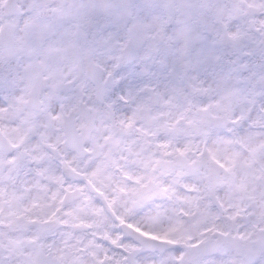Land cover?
<instances>
[{
	"label": "snow or ice",
	"instance_id": "snow-or-ice-1",
	"mask_svg": "<svg viewBox=\"0 0 264 264\" xmlns=\"http://www.w3.org/2000/svg\"><path fill=\"white\" fill-rule=\"evenodd\" d=\"M0 264H264V0H0Z\"/></svg>",
	"mask_w": 264,
	"mask_h": 264
}]
</instances>
